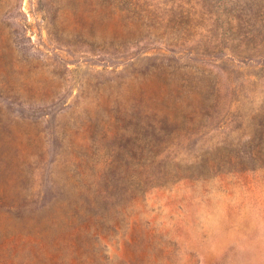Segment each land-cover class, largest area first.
<instances>
[{
  "label": "rangeland",
  "instance_id": "rangeland-1",
  "mask_svg": "<svg viewBox=\"0 0 264 264\" xmlns=\"http://www.w3.org/2000/svg\"><path fill=\"white\" fill-rule=\"evenodd\" d=\"M0 0V264H264V0Z\"/></svg>",
  "mask_w": 264,
  "mask_h": 264
},
{
  "label": "trees",
  "instance_id": "trees-1",
  "mask_svg": "<svg viewBox=\"0 0 264 264\" xmlns=\"http://www.w3.org/2000/svg\"><path fill=\"white\" fill-rule=\"evenodd\" d=\"M66 5H71L72 9H71V12H89L91 13L92 12V9L95 10L94 7H87V6H81V3L74 0L73 2H68L66 1Z\"/></svg>",
  "mask_w": 264,
  "mask_h": 264
}]
</instances>
